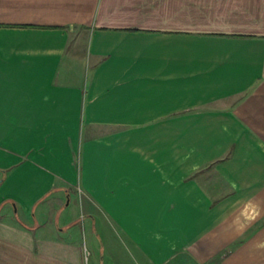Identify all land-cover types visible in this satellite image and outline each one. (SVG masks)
<instances>
[{
  "label": "crops",
  "instance_id": "0c3cea01",
  "mask_svg": "<svg viewBox=\"0 0 264 264\" xmlns=\"http://www.w3.org/2000/svg\"><path fill=\"white\" fill-rule=\"evenodd\" d=\"M0 264H264V0H0Z\"/></svg>",
  "mask_w": 264,
  "mask_h": 264
},
{
  "label": "rangeland",
  "instance_id": "374dc122",
  "mask_svg": "<svg viewBox=\"0 0 264 264\" xmlns=\"http://www.w3.org/2000/svg\"><path fill=\"white\" fill-rule=\"evenodd\" d=\"M73 198H75V197H73ZM74 204H75V203L73 202V203L71 204V207H70V208H72V209L75 208Z\"/></svg>",
  "mask_w": 264,
  "mask_h": 264
}]
</instances>
